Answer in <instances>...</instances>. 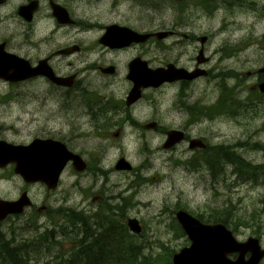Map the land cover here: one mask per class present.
Masks as SVG:
<instances>
[{"label": "rangeland", "instance_id": "rangeland-1", "mask_svg": "<svg viewBox=\"0 0 264 264\" xmlns=\"http://www.w3.org/2000/svg\"><path fill=\"white\" fill-rule=\"evenodd\" d=\"M138 3L137 7L133 3L120 7V21L136 31L170 29L176 22V29L191 39L206 37L204 54L210 63L204 68L210 75L189 90L195 98L202 99L204 109L219 100L227 106L235 100L241 102L240 109L205 117L203 124L190 130V137L206 141L208 153L219 146L228 152L233 148L246 162L264 169V106L259 102L264 94L257 88L264 82V75L260 78L258 73L264 64V0H215L210 3V11L199 5L198 0H138ZM179 5L182 7L177 8ZM197 40L174 46L171 53H166L165 45H149L142 55L151 68L174 60L189 68L195 64L200 48ZM126 87L127 83L120 78V96ZM171 103L167 89L148 93L134 112L133 119L140 125L121 124L120 144L95 137L77 138L70 143L74 152L99 165L98 172L82 171L81 175L64 171L59 189L62 215L69 209L83 211L90 222H98L95 217L98 206L106 202L115 205L125 198L131 204H127L124 219L139 222L142 233L137 242L145 255L156 256L155 253H165V249L177 253L188 244L186 237L174 230L177 211L205 219L212 211L226 210L234 237L240 242L257 238L264 248V176L257 175L256 181L243 177L232 162L211 170L203 161L205 152L190 151L187 141L171 150L163 149L166 131L180 124L175 120V110L170 111ZM77 113L74 116L69 112L67 122L87 119L80 110ZM149 122L155 124V132L144 125ZM65 133L68 131L62 126L61 134ZM253 143L260 147H253ZM119 159H125L132 169L115 170ZM97 196L103 200H93ZM36 221L39 225L34 221L24 234L13 235L14 243L42 232L40 219ZM58 249L59 254L53 250L52 260L39 257L44 249L31 252L30 259L34 261L29 264H51V261L59 264L58 257L66 249ZM260 264H264V259Z\"/></svg>", "mask_w": 264, "mask_h": 264}, {"label": "flooded vegetation", "instance_id": "flooded-vegetation-1", "mask_svg": "<svg viewBox=\"0 0 264 264\" xmlns=\"http://www.w3.org/2000/svg\"><path fill=\"white\" fill-rule=\"evenodd\" d=\"M124 3L136 7L140 4L138 0H0V157L7 158L9 152L21 148L27 155L22 160L26 171L48 174L51 160L28 157L34 143H63L72 153L76 152L70 143L77 138L95 137L120 144L121 124L135 123L133 116L140 103L148 93L162 89L169 90L170 111L175 110V120L180 121L178 127L170 130L182 131L184 142L190 141V130L204 123L205 109L202 99L195 98L189 90L205 76L146 89L130 106H126V99L132 88L128 80L130 63L144 60L145 47L165 45L166 53H171L174 46L197 39L180 33L176 22L170 29L136 31L120 21V7ZM121 28L151 36L144 44L122 46ZM158 31H165L168 37L158 41ZM208 59L206 65L199 64L195 57V64L189 68L177 60L159 68L174 65L194 74L205 69L210 63ZM3 74L9 78L4 79ZM120 78L127 83L121 96ZM77 110L87 119L68 123V113L78 116ZM62 126L68 133L61 134ZM30 152L34 157L36 150ZM84 161L86 170L91 172L92 161ZM67 169L72 172V163H68ZM15 170V161L0 159V201L16 202L23 198L29 207L0 220V237L11 240L13 235L28 231L34 221L39 225L36 220L40 219L41 233H46L50 241L48 246L59 250L61 179L50 187L44 181L26 180ZM96 199L103 197L93 200ZM5 225L8 227L3 228ZM11 248L6 247L8 255ZM9 257L5 258L7 262Z\"/></svg>", "mask_w": 264, "mask_h": 264}, {"label": "water", "instance_id": "water-1", "mask_svg": "<svg viewBox=\"0 0 264 264\" xmlns=\"http://www.w3.org/2000/svg\"><path fill=\"white\" fill-rule=\"evenodd\" d=\"M150 35L138 34L127 28L120 29V42L122 46H128L132 43H145ZM167 34L157 35L159 39L165 38ZM199 42L202 46L199 51L197 62L199 64L207 62L203 57V45L206 37H201ZM5 63V61H3ZM5 71V69H2ZM264 74V65L258 71ZM206 75V72L199 71L196 73H188L184 69H176L172 65H168L164 69H150L145 62L135 60L130 63L128 80L133 87L128 96V104L133 103L139 97L143 89L158 88L163 83H171L180 80H192L198 76ZM4 79L9 77L6 74L2 76ZM260 93H264V83L258 86ZM148 129H156L154 124L146 125ZM184 135L178 131L167 132V140L163 144L164 149H170L175 144L182 141ZM205 148L201 141L192 140L189 142V149ZM36 150L33 157L30 151ZM28 157L30 160H42L45 162L51 160V172L30 173L26 171L22 160L27 157L21 148L15 149L8 153L9 157H0L4 161H15L16 173L24 179L33 181H44L50 187L56 184L58 176L68 161H72L74 170L82 172L86 165L78 155L69 153L60 143L47 141L45 143H34L30 147ZM50 153V156L48 155ZM117 169L130 170L131 166L125 161L120 160ZM27 204L25 199L21 198L17 202L0 201V220L7 214H19ZM177 223L183 230L190 242L188 247L182 248L172 257V264H259L264 258V249L261 248L258 239L248 238L245 242H238L232 233L222 224L205 225L199 220L191 217L188 213L180 211L175 216ZM127 228L135 235L141 233V227L136 219L126 221ZM235 255L234 259L229 256ZM248 255V257H247ZM247 257V258H246Z\"/></svg>", "mask_w": 264, "mask_h": 264}, {"label": "trees", "instance_id": "trees-1", "mask_svg": "<svg viewBox=\"0 0 264 264\" xmlns=\"http://www.w3.org/2000/svg\"><path fill=\"white\" fill-rule=\"evenodd\" d=\"M212 1L214 2L215 0H198L199 5L204 6L206 11H210L211 6L208 3ZM259 102L264 106V97ZM241 107L240 101L235 100L231 105L227 106L222 100H219L217 104L205 108V113L207 116L210 112H214L217 109L221 113H225ZM251 109H253V106ZM252 146L260 147L258 143H253ZM203 161L205 164L215 166L217 169L223 167L226 162H232L235 164L236 171L240 172L239 175L253 181H256L257 175L264 176L262 167L251 165L239 154L228 152L223 146L215 148L211 153H208L207 148ZM120 201L122 202L120 204V218H115V211H112V209L101 207V210L95 214L98 221L95 223H89L83 215V211H67L59 226L61 238L65 237L68 240L74 238V245L71 247L67 257V264H171V257L175 253L173 250L165 249V253H155L156 256L145 255L142 252L143 247L137 242L141 236L134 237L130 235L125 224L124 215L127 212V204L131 203L125 198L120 199ZM79 215L83 218L79 217ZM197 217L207 223H221L229 227V217L226 210L212 211L205 219L201 215ZM173 226L175 227V232L184 237L175 219H173ZM13 240L6 241L0 237V258L3 257V260H1L2 264H29L30 253L48 245L47 234L35 235L32 239L20 243H14ZM10 245H12V251L8 255L6 247ZM8 256H10V260L7 262L5 258ZM62 263V261L59 262V264Z\"/></svg>", "mask_w": 264, "mask_h": 264}, {"label": "bare ground", "instance_id": "bare-ground-1", "mask_svg": "<svg viewBox=\"0 0 264 264\" xmlns=\"http://www.w3.org/2000/svg\"><path fill=\"white\" fill-rule=\"evenodd\" d=\"M126 106H130L131 105V103H129L128 104V98L126 99ZM151 124H154V123H151ZM155 125V124H154ZM165 136H166V140H167V132H166V134H165ZM165 140V141H166ZM182 142H184V137H183V139H182V141L180 142V143H182ZM163 147V146H162ZM164 149V148H163ZM165 150H169V149H165ZM119 160H122V159H119ZM118 160V161H119ZM117 163H120V162H117ZM115 164V166H114V168H115V170H119V169H117V166H118V164ZM209 166V165H208ZM210 168H211V170L212 169H214L213 167L214 166H209ZM83 171H87V170H83ZM118 203H116L115 205L113 204V205H110V202H106L105 204H103V206L107 209V208H110V209H112V211H115V218H120V216L118 215V212H120V200H118L117 201ZM119 204V205H118ZM68 211V210H67ZM67 211L62 215V213H61V210H60V215H59V218L61 219V215H62V219H63V217L65 216V214H67ZM180 211H177L176 213H175V216L177 215V213H179ZM80 216V215H79ZM174 216V217H175ZM96 217V216H95ZM4 219V218H3ZM2 219V220H3ZM87 220H88V222L89 223H95V222H90L89 221V219L88 218H86ZM97 219V218H96ZM176 219V218H175ZM127 220H129V218H127V219H125V221H127ZM97 221V220H96ZM210 223H213V222H210ZM128 232H129V234L130 235H133L134 237H140L141 235H135V234H133L129 229H128ZM50 237H51V235H50ZM2 239H4V237L2 238ZM187 239V238H186ZM64 243H66V242H68V244H63V242ZM62 241H61V237L59 238V248L61 247H63L64 249H66V252L62 255V257L61 256H59L58 258H59V260L60 261H62L63 263L62 264H67V257L69 256V253H70V251H71V247L74 245L73 244V242H74V238L73 239H70V240H68V238H65V237H63L62 238ZM187 242H188V244L186 245V247H188L189 245H190V242H189V240L187 239ZM53 250H55V249H52L51 248V246H46L45 247V249H44V251L43 252H41L40 254H39V257H41V256H43V258L42 259H51V258H53V255H52V253H53ZM42 251V250H41ZM57 251H59V250H57ZM55 252V253H57V254H59L58 252ZM40 252V251H39ZM38 252V253H39ZM37 253V254H38ZM174 255V254H173ZM173 255H172V257H173ZM38 257V258H39ZM38 258H35L37 261L39 260ZM1 260H3V257L2 258H0V262H1ZM52 260V259H51ZM29 262H33L34 261V259L33 258H31V259H29L28 260ZM3 262H1V264H2ZM51 264H54V262L53 261H51L50 262ZM171 264H172V259H171Z\"/></svg>", "mask_w": 264, "mask_h": 264}]
</instances>
